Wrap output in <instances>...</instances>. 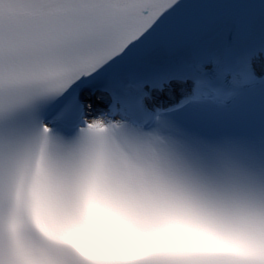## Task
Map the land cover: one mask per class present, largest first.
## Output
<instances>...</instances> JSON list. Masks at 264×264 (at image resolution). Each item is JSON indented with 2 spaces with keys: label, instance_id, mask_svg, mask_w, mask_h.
<instances>
[{
  "label": "snow or ice",
  "instance_id": "snow-or-ice-1",
  "mask_svg": "<svg viewBox=\"0 0 264 264\" xmlns=\"http://www.w3.org/2000/svg\"><path fill=\"white\" fill-rule=\"evenodd\" d=\"M0 264H264V0H0Z\"/></svg>",
  "mask_w": 264,
  "mask_h": 264
}]
</instances>
